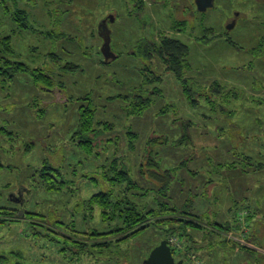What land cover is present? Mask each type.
Segmentation results:
<instances>
[{
	"label": "rangeland",
	"instance_id": "obj_1",
	"mask_svg": "<svg viewBox=\"0 0 264 264\" xmlns=\"http://www.w3.org/2000/svg\"><path fill=\"white\" fill-rule=\"evenodd\" d=\"M162 1L144 0L138 16L129 14L130 0H0V37L10 36L11 57L26 64L23 72L0 77V210L9 211L0 212V254L12 256L9 264H144L166 236V226L153 225L92 261L72 242L83 241L92 228L109 230L87 202L106 190L146 209L191 200L205 228L184 264H264L261 252L241 247L240 233L231 234L248 221L252 234L256 229L264 236V45L255 48L264 39V0H216L206 9L193 0L195 17L187 14L191 0H174L171 9ZM18 9L25 11L19 17L28 21L26 28L12 17ZM104 18L119 55L115 60L102 46ZM182 19L189 20L182 36L191 47L187 76L206 86L218 81L226 95L212 93L210 105L196 94L198 104H192L173 72L155 57L145 73L162 77L145 87L152 104L129 114V102L110 97L129 94L132 100L138 93L145 65L131 54L133 45L142 37L158 40L165 31L179 36L173 27ZM208 27L211 34L204 31ZM37 70L54 85L36 82ZM156 89L161 94H153ZM86 105L96 111L91 147L83 143L88 136L79 122ZM165 138L167 143L160 142ZM151 157L162 171L176 167L167 195L141 172ZM47 165L64 181L61 190L49 189L53 178ZM124 168L133 181L129 190L127 182L112 185L106 179ZM211 222L229 231L216 233ZM225 232H231L228 244ZM176 237L180 249L191 244L188 237ZM175 256L180 259L178 251Z\"/></svg>",
	"mask_w": 264,
	"mask_h": 264
},
{
	"label": "trees",
	"instance_id": "obj_2",
	"mask_svg": "<svg viewBox=\"0 0 264 264\" xmlns=\"http://www.w3.org/2000/svg\"><path fill=\"white\" fill-rule=\"evenodd\" d=\"M144 0H130V4L133 5V10L129 11L130 15H138L141 16L144 12V6L143 3ZM174 0H165L164 2L169 3L170 9L175 8L174 7ZM163 2V1H162ZM162 3V5H165V3ZM9 9V8H8ZM19 12H13L12 17L16 20L20 26L22 25L24 28L28 27V21L23 20L21 17H19V14H22L21 12H25L21 9H18ZM10 11V10H9ZM176 14V12H174ZM183 13V11L181 12ZM111 15V14H110ZM117 17H115L113 14L110 17L111 22H115ZM178 23L175 24L174 32H176L178 35H169L167 31L159 33V39H149L148 37H142L138 39V41L133 45V50L131 51V54L135 56L137 59H139L143 65H145L142 69L143 74V80L140 83V87L136 88L134 92L135 93L134 98L132 100L130 99L129 94L125 95H115L110 98H122L129 102L132 106L127 108L129 114H141L144 110H146L151 104H152V97L147 95V90L145 89L146 85L149 83H152V80L155 82L161 81L162 77L158 76H151L146 77L145 73L147 72L148 65L151 63L155 57H158L166 66V69L170 72H173L176 79L180 82L183 91L188 95V99L192 104L197 105L198 99L195 97L196 94L200 97H204L205 102L207 104L213 105L214 99L211 98V94L219 95L225 94L224 86L222 84L220 85L218 81H214L212 85L206 86L202 84V82H198L195 79L192 78V76H187V73L192 70L191 63L189 62V55L191 51V47L188 43L185 42L183 35H187V26L188 21L187 19L177 20ZM193 26L191 28L195 27L194 23H192ZM196 29V27H195ZM110 26L107 23V19L104 18L101 25H100V32L103 37H105L104 42L102 43L103 49L105 50V54L107 55L108 59L115 60L119 57V55L113 51L111 46V34H110ZM205 32H210V34L213 32L212 28L208 27L204 30ZM206 36V35H205ZM217 36L214 35L213 37ZM208 38V36L206 37ZM264 38V37H263ZM209 40V39H208ZM264 45V39L263 42L258 47H255L257 49H260L262 47L261 45ZM255 52V51H253ZM264 52V51H263ZM12 53L14 54V50L12 49L11 45V38L10 36L7 37H0V77L9 79L13 74L17 72H23V70L26 69V64L20 60H16L12 56ZM104 63H108V60H104ZM72 64V63H71ZM73 65V64H72ZM68 66V65H67ZM66 67V65H65ZM68 69H74L75 65L68 66ZM71 67V68H70ZM152 69H150V72ZM155 73L152 71V74ZM35 80L36 82H44L47 83V85H54V80L50 78L46 73L42 72L41 70L35 71ZM51 88V87H50ZM153 94H161L159 89H156L152 92ZM221 93V94H218ZM89 97L86 96L85 99H88ZM222 104V102H219ZM89 104V103H88ZM212 109L214 107H211ZM96 111L95 108L86 105L85 107H81L80 109V129L82 130V133L85 132L88 136V139L84 140V144H91V137L89 133L97 132L95 128V116ZM100 125H103V128L109 129L111 126H109V123L107 121H98ZM105 125V126H104ZM101 132V131H98ZM130 133L132 131H129ZM131 137H134L131 135ZM157 139V138H156ZM184 137H182L180 140H183ZM167 139L165 138L164 141H160L163 143H167ZM91 147V145H90ZM117 164V168L119 165L118 159L114 161ZM183 162V161H182ZM260 165H263L262 162ZM146 168H141V172H144L146 176L156 182L160 183L158 190L164 195H167V193L170 190V183L173 181V172L176 170V167H167L164 171L161 170V162L156 159V157H151L147 160L145 164ZM53 168L50 165H47L46 169L48 175L55 179V181L60 182L59 186H53V179L50 181V187L49 189H58L61 190V187L64 186V181L57 180L55 175H53L50 170ZM111 171V170H110ZM58 174L60 172V169L56 171ZM52 173V174H51ZM61 176V174H59ZM108 177L106 178L107 181H109L112 185H117L118 183H125L126 190L130 189V184L133 182L129 176L127 170L124 169H117V171L113 172V175H110L108 173ZM115 196L112 195L111 191H99L95 194H93L89 199H87V202L89 204V207L91 209H95V211H99L100 215L103 219V222L107 223L109 230L107 231H97L96 228H92L90 232L87 234H84L83 241L79 240H73L72 242L79 247V251L82 254H88L91 256V261L95 259H101L105 257H98L97 254H104L107 250H111V247L119 246L122 242H126L130 240L133 237H137L145 231L152 227L153 225L157 226L158 228H163V225L166 226L165 231L166 236L164 239H169L170 236H182V237H188L189 241L191 239V244L187 245L185 247L186 250L180 249V248H172L173 254L175 256V252L178 251L180 254V259L184 260L185 263V257L188 256L189 252L192 251V249L195 248V236L200 233V230L202 228H205L202 226L201 222L198 220L200 218L199 214H196L193 210V202L191 200L185 201L183 205L180 207L172 205L168 207H164L163 209L160 208H147L146 205L142 206L137 201L131 200L129 196H126L124 199H114ZM161 204V203H160ZM166 205V204H165ZM146 209V210H145ZM0 212H6L9 213V211L6 210H0ZM2 214V213H1ZM186 214V215H184ZM247 225V224H246ZM242 226V225H241ZM212 231L216 233H224V231H229L227 227H225L222 224L211 222L208 226ZM206 227V228H208ZM249 228V225H247ZM241 228L238 231H241ZM228 233V232H225ZM245 231H241L240 235L242 237V234H245ZM82 234V233H80ZM120 234H123V237H120ZM113 235V236H109ZM118 235V237H117ZM186 235V236H185ZM245 236V235H244ZM254 236V233L249 236V239ZM99 237H102L103 240L99 241ZM230 241L231 238H229ZM234 240V239H233ZM239 242V240L237 241ZM193 243V246H192ZM241 246V245H240ZM241 247H247L242 245ZM260 247H264L263 243ZM95 252V253H94ZM106 254V253H105ZM263 254V253H262ZM264 255V254H263ZM11 255H5L0 254V264H9L11 260ZM176 257V256H175ZM177 259V258H176ZM179 260V259H177Z\"/></svg>",
	"mask_w": 264,
	"mask_h": 264
},
{
	"label": "water",
	"instance_id": "obj_3",
	"mask_svg": "<svg viewBox=\"0 0 264 264\" xmlns=\"http://www.w3.org/2000/svg\"><path fill=\"white\" fill-rule=\"evenodd\" d=\"M203 9L214 4V0H201ZM144 264H184L183 259L177 260L167 239H163L150 252Z\"/></svg>",
	"mask_w": 264,
	"mask_h": 264
},
{
	"label": "built area",
	"instance_id": "obj_4",
	"mask_svg": "<svg viewBox=\"0 0 264 264\" xmlns=\"http://www.w3.org/2000/svg\"><path fill=\"white\" fill-rule=\"evenodd\" d=\"M246 228H247V225H246V223H245V224L243 225L242 231L247 232V229H246ZM229 238H232V236L230 235ZM238 240L240 241L241 246H242V245H244V246H248V247L253 248V249H256V250H258V251H260L261 253L264 254V247L255 246L254 243H252L251 241H249V240L246 239V238H242V237H240V238H238ZM168 243H169V245L171 246V248H180V247H179V246H180V242H179L178 238H177L175 235H172V236L169 237V239H168ZM194 264H201V263H199V262L197 261V262H195Z\"/></svg>",
	"mask_w": 264,
	"mask_h": 264
},
{
	"label": "crops",
	"instance_id": "obj_5",
	"mask_svg": "<svg viewBox=\"0 0 264 264\" xmlns=\"http://www.w3.org/2000/svg\"><path fill=\"white\" fill-rule=\"evenodd\" d=\"M215 1L216 0H214V3H215ZM215 5V4H214ZM206 11V10H205ZM184 12V11H183ZM195 12V11H194ZM238 13V15H236L235 17H239L240 15H239V12H237ZM194 17H195V14H194ZM233 25V24H232ZM262 164H263V162H262ZM262 180H264V179H261V181ZM246 224L247 225H249V231L248 232H246L245 234H242V238H246V239H248L249 241H251L252 243H254L255 245H257L256 244V242H255V240H257L258 242H260V244L262 245V243H263V245H264V236H262V234H261V230H260V233H256V229H255V231H254V236L253 237H251L250 239H249V236L251 235V233H252V224L250 223V222H246ZM210 230H212V229H210ZM241 231H242V229H241ZM241 231H233L232 233L231 232H228L227 233V237H226V242H227V244L228 243H230V240H229V236H230V233L231 234H236V235H238V233H241ZM240 235V234H239ZM245 235V236H244ZM257 235V236H256ZM214 237V236H213ZM262 237V238H261ZM261 245H258V246H261ZM253 250H256V249H253ZM258 251V250H257ZM258 252H260V251H258ZM211 264H212V262H211Z\"/></svg>",
	"mask_w": 264,
	"mask_h": 264
},
{
	"label": "flooded vegetation",
	"instance_id": "obj_6",
	"mask_svg": "<svg viewBox=\"0 0 264 264\" xmlns=\"http://www.w3.org/2000/svg\"><path fill=\"white\" fill-rule=\"evenodd\" d=\"M198 1H199V4L202 5L201 0H198ZM187 10H188V12H187L188 16H189V15L194 16V14H195L194 11H195V10H194V3H193V0H191L190 7H188ZM193 12H194V13H193ZM185 14H186V13H183V16H184V17H186ZM229 26H231V24H229Z\"/></svg>",
	"mask_w": 264,
	"mask_h": 264
}]
</instances>
